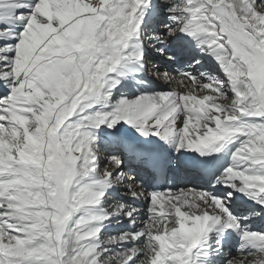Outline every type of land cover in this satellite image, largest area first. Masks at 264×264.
<instances>
[{
  "label": "snow or ice",
  "instance_id": "1",
  "mask_svg": "<svg viewBox=\"0 0 264 264\" xmlns=\"http://www.w3.org/2000/svg\"><path fill=\"white\" fill-rule=\"evenodd\" d=\"M0 264H264V0H0Z\"/></svg>",
  "mask_w": 264,
  "mask_h": 264
},
{
  "label": "bare ground",
  "instance_id": "2",
  "mask_svg": "<svg viewBox=\"0 0 264 264\" xmlns=\"http://www.w3.org/2000/svg\"><path fill=\"white\" fill-rule=\"evenodd\" d=\"M155 63L160 64L161 68H162V66H166V65H163L159 59L155 60ZM207 65H208V68H212L213 67L211 64H207ZM160 87L166 89L168 87V85H160ZM140 207H144V206L140 205ZM230 252L232 253V255L236 254L234 246L230 248Z\"/></svg>",
  "mask_w": 264,
  "mask_h": 264
}]
</instances>
